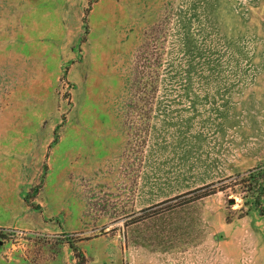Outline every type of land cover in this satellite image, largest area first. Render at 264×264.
<instances>
[{
  "label": "rangeland",
  "instance_id": "obj_1",
  "mask_svg": "<svg viewBox=\"0 0 264 264\" xmlns=\"http://www.w3.org/2000/svg\"><path fill=\"white\" fill-rule=\"evenodd\" d=\"M0 264H264V0H0Z\"/></svg>",
  "mask_w": 264,
  "mask_h": 264
}]
</instances>
